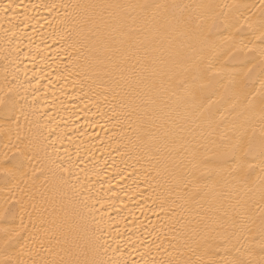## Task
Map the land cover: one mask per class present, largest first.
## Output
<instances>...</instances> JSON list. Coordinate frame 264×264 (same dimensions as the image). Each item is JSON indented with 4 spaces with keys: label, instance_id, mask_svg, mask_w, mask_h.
Returning <instances> with one entry per match:
<instances>
[{
    "label": "bare ground",
    "instance_id": "6f19581e",
    "mask_svg": "<svg viewBox=\"0 0 264 264\" xmlns=\"http://www.w3.org/2000/svg\"><path fill=\"white\" fill-rule=\"evenodd\" d=\"M9 2L0 0V4ZM14 2L19 5L15 9L19 19L13 21L16 27L12 28L7 19L0 20V87L7 76L22 92L26 89L31 106L26 110L37 144L50 145L55 140L60 158L71 156L85 170L79 173L82 190L100 210L97 217L103 214L110 226V231L106 229L104 233L110 246L105 259H119L120 252L114 250L120 248L132 264L141 259L140 253L149 241L154 245L152 256L163 259V248L158 253L155 246L163 241L167 248L183 225L241 211L237 193L223 182L192 196L191 187L185 184L194 171L190 163L193 147H199L201 154L210 149L211 145L202 139L209 132L211 139H217L223 134L232 136L233 128L241 125L259 129L258 104L246 110L241 100L235 111L226 101L214 105L219 125H214V130L202 119H186V105L179 99L184 93L175 87L177 79L185 75L186 64L177 63L171 70L164 68L159 61L167 53L162 52L155 34L139 23L129 19L124 32L131 35L125 36L114 30L111 22H85L84 10L73 7L138 0ZM104 15L107 18V13ZM148 96L156 97L157 104L149 105L145 111L142 105ZM49 129L53 130L51 134ZM3 143L0 140V151ZM258 173L259 169L252 177L256 181L251 185L253 191L239 196L254 212L260 198ZM36 176L38 194L58 202L56 178L49 175L44 183L40 173ZM176 177L183 179L178 182ZM214 179L205 177L202 182L211 184ZM42 215L45 223L37 226L50 230L54 253L65 259H83L79 250L85 239L81 235L74 241L77 246H72L68 225L62 224L71 216V209L61 210L54 203ZM66 237L69 244H64ZM69 247L70 252L61 250Z\"/></svg>",
    "mask_w": 264,
    "mask_h": 264
},
{
    "label": "snow or ice",
    "instance_id": "6c2138e0",
    "mask_svg": "<svg viewBox=\"0 0 264 264\" xmlns=\"http://www.w3.org/2000/svg\"><path fill=\"white\" fill-rule=\"evenodd\" d=\"M18 6L14 0L0 4V20L7 19L15 28ZM73 7L84 10L85 22H111L114 30L125 36L131 35L124 32L129 19L139 23L155 34L162 52L167 53L159 61L164 68L171 70L172 65L186 64L185 75L175 83L184 93L179 99L186 105V119H202L214 130V125L219 126L214 105L226 101L233 111L241 100L246 110L259 105V129L241 125L233 128L232 136L223 134L217 139H211L209 132L202 139L211 145L210 149L201 154L199 147H193L190 163L194 171L185 184L191 187L192 196L223 182L237 193L241 211L190 221L172 236L167 248L163 241L155 246L158 253L163 248V259L152 256L154 245L149 241L140 253L141 259L132 264H264V0L171 4L138 0ZM27 99V90L22 92L5 76L4 86L0 87V140L4 141L0 151V264H129L120 248L114 250L120 252L119 259L104 258L110 247L104 233L106 229L110 231V226L103 214L97 217L100 210L82 190L79 173L85 170L71 156L60 158L55 140L50 145L37 144L26 110L31 107ZM156 104V97L148 96L142 107L146 111L149 105ZM52 131L49 129V134ZM257 169L260 198L254 212L239 196L253 191L251 185L256 181L252 177ZM36 173L44 177V183L49 175L56 178L58 202L38 194ZM205 177L215 179L211 184L203 183ZM176 179L179 182L183 177ZM54 203L61 210L71 209V216L62 224L68 225L72 246H77L74 241L81 235L85 239L79 250L83 259H65L54 253L50 230L37 226L45 223L42 213ZM160 210H165L163 202ZM64 244H69L67 237ZM61 250L70 252L71 247Z\"/></svg>",
    "mask_w": 264,
    "mask_h": 264
}]
</instances>
